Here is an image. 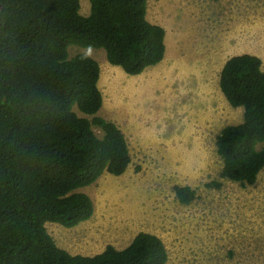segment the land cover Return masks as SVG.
I'll return each instance as SVG.
<instances>
[{
	"label": "trees",
	"instance_id": "1",
	"mask_svg": "<svg viewBox=\"0 0 264 264\" xmlns=\"http://www.w3.org/2000/svg\"><path fill=\"white\" fill-rule=\"evenodd\" d=\"M88 1L84 15L80 0H0V264L167 262L163 241L149 232L121 249L108 244L94 255H72L45 226L87 220L93 202L79 189L104 172L122 174L131 162L123 132L97 115L98 62L83 52L70 56V46L102 48L108 63L130 75L165 53L164 29L147 19V0ZM219 88L243 109L242 121L216 136L220 174L253 184L264 170V63L249 53L229 57ZM174 192L182 203L195 196L187 185Z\"/></svg>",
	"mask_w": 264,
	"mask_h": 264
},
{
	"label": "rangeland",
	"instance_id": "2",
	"mask_svg": "<svg viewBox=\"0 0 264 264\" xmlns=\"http://www.w3.org/2000/svg\"><path fill=\"white\" fill-rule=\"evenodd\" d=\"M80 5L87 15L89 1ZM146 17L164 29L165 58L136 76L106 65L97 83V115L123 132L131 162L79 189L93 202L87 220L46 229L72 255L121 249L144 231L163 241L165 264H264V170L253 184L221 176L216 136L241 122L243 109L212 89L229 57L249 53L264 63V0H147ZM96 49L106 60L102 48L71 45L69 54ZM179 56L188 61L181 70ZM175 185L191 187L194 198L180 202Z\"/></svg>",
	"mask_w": 264,
	"mask_h": 264
},
{
	"label": "crops",
	"instance_id": "3",
	"mask_svg": "<svg viewBox=\"0 0 264 264\" xmlns=\"http://www.w3.org/2000/svg\"><path fill=\"white\" fill-rule=\"evenodd\" d=\"M151 22V21H150ZM85 53H86V51H84ZM102 53L101 55H103V52H102V50H92L91 51V55H89L90 57H92V58H94L97 62H98V64H99V66L101 65V67H100V70H101V68H103V67H105L106 68V65L108 66V67H110L111 68V70L113 71V70H118V69H121L122 70V68L121 67H119V66H116V65H113L112 66V64L110 65V63L108 64L107 63V59L105 60L104 59V56H103V60H102V58H98V53ZM167 54V49H165V55ZM165 58V57H164ZM179 58H180V56H179ZM171 60L173 61V63H178V59L176 58V59H174V58H172L171 57ZM105 61V62H104ZM226 61V60H225ZM224 61V62H225ZM161 62V61H160ZM159 62V63H160ZM183 62H185V63H187L188 61L187 60H185L184 58H183V56H181V58H180V69L179 70H181V66L184 68L185 67V65H181ZM263 62V61H262ZM159 63H157V65L159 64ZM151 67H154V65L153 66H149V67H147V68H151ZM147 68H145V69H147ZM171 68V67H170ZM144 69V70H145ZM172 69V68H171ZM173 69H175V68H173ZM143 70V71H144ZM123 71V70H122ZM143 71L141 72V73H143ZM203 72V71H202ZM201 72V70L200 69H197V73L198 74H201L202 73ZM123 73H125L124 71H123ZM141 73H139V74H141ZM170 73V72H169ZM127 74V73H126ZM139 74H136V75H139ZM180 74H181V72H180ZM180 74H178V76H180ZM220 74V73H219ZM136 75H130V74H128V76H136ZM173 75V74H172ZM191 76V73H189V74H186V76L187 77H189V76ZM100 77V76H99ZM203 77H206L205 75H203L201 78H203ZM196 78H197V76H196ZM173 80H175V79H173ZM216 84H214L213 86H212V89L213 90H216V91H220V89H219V83L217 84V86H215ZM128 143V142H127ZM128 148H129V146H128ZM130 153V152H129ZM86 187V186H85ZM81 188H84V187H81Z\"/></svg>",
	"mask_w": 264,
	"mask_h": 264
},
{
	"label": "water",
	"instance_id": "4",
	"mask_svg": "<svg viewBox=\"0 0 264 264\" xmlns=\"http://www.w3.org/2000/svg\"><path fill=\"white\" fill-rule=\"evenodd\" d=\"M0 7H1V4H0Z\"/></svg>",
	"mask_w": 264,
	"mask_h": 264
},
{
	"label": "clouds",
	"instance_id": "5",
	"mask_svg": "<svg viewBox=\"0 0 264 264\" xmlns=\"http://www.w3.org/2000/svg\"><path fill=\"white\" fill-rule=\"evenodd\" d=\"M219 83V82H218ZM220 89V88H219Z\"/></svg>",
	"mask_w": 264,
	"mask_h": 264
}]
</instances>
